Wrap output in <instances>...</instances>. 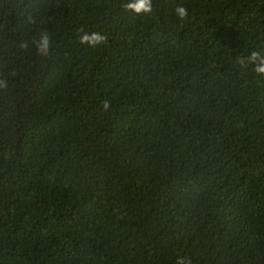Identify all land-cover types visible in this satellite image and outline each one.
<instances>
[{"label": "trees", "instance_id": "obj_1", "mask_svg": "<svg viewBox=\"0 0 264 264\" xmlns=\"http://www.w3.org/2000/svg\"><path fill=\"white\" fill-rule=\"evenodd\" d=\"M127 2L0 0V264H264V0Z\"/></svg>", "mask_w": 264, "mask_h": 264}, {"label": "clouds", "instance_id": "obj_2", "mask_svg": "<svg viewBox=\"0 0 264 264\" xmlns=\"http://www.w3.org/2000/svg\"><path fill=\"white\" fill-rule=\"evenodd\" d=\"M123 7L125 11L136 15H148L153 12V0H128ZM174 11L176 17L181 21L185 20L189 15L188 9L182 5H178ZM81 32L82 34L79 38L81 44H87L94 48L98 45L107 44L108 42V37L100 32H92L89 34L83 29H81ZM33 44L36 47L38 54L47 56L51 47V37L47 32H43L38 39L33 41ZM237 62L242 68H246L249 65H255L252 70L257 75L264 76V51L253 50L247 57H238ZM6 87L7 81L0 80V88ZM103 106L105 109L109 107L108 103H104ZM177 264H191V261L182 258L177 260Z\"/></svg>", "mask_w": 264, "mask_h": 264}]
</instances>
